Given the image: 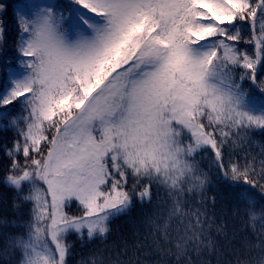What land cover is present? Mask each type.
Wrapping results in <instances>:
<instances>
[{
    "label": "snow or ice",
    "instance_id": "snow-or-ice-1",
    "mask_svg": "<svg viewBox=\"0 0 264 264\" xmlns=\"http://www.w3.org/2000/svg\"><path fill=\"white\" fill-rule=\"evenodd\" d=\"M33 9H14L18 67L4 66L10 84L0 90V118L17 105L27 112L23 143L8 152L26 163L13 160L6 177L21 192L26 182L33 204L28 238L15 241L26 264H66V234L103 237L135 199L151 201L153 186L173 199L169 219L183 222L181 197L203 198L211 182L196 159L209 149L238 202L264 191V159L257 172L254 157L226 151L264 129V0H43ZM4 32L0 22V47ZM73 201L80 215L66 211ZM193 215L177 228L178 254L204 245ZM163 232L171 238L167 223Z\"/></svg>",
    "mask_w": 264,
    "mask_h": 264
},
{
    "label": "trees",
    "instance_id": "trees-1",
    "mask_svg": "<svg viewBox=\"0 0 264 264\" xmlns=\"http://www.w3.org/2000/svg\"><path fill=\"white\" fill-rule=\"evenodd\" d=\"M42 1L0 0V5L10 6L6 8L5 14H0L6 41L0 47V68L4 69L0 71V90H8L10 84L9 71L4 66L10 65L13 69L18 67L15 60L18 55L15 50L18 27L14 9L30 15L33 6ZM243 31L248 32L246 24ZM26 115L23 105H17L9 117L0 118V221L6 224L4 233H25L24 225L32 218L33 204L23 199L28 194L26 182L22 184L24 191L21 192L6 180L13 172V160L22 166L26 163L22 152L15 157L8 155L10 150H14L17 141L23 143L18 128L26 127L22 119ZM13 118L17 121L16 126L9 122ZM262 149L264 129H253L248 142L240 147L226 146V151L234 154V160L243 162L247 158L251 161L254 157L257 172L260 171V160L264 159ZM212 155L209 149L207 153L201 152L196 157L211 182L203 198L200 193L193 192H185L181 197L182 210L188 214L183 217V222L178 216L169 219L173 199L163 187L157 189L153 186L151 201L135 199L128 211L111 218L109 231L103 237L89 239L86 233L81 237L74 231L69 232L65 236L66 243L70 245L66 264H93V261L97 264L100 261L103 264H187L188 260L192 264H259L264 258V245L261 243L264 240V191L256 188L254 194H246L238 202L235 195H229V185L233 182L224 181L218 174ZM237 183L243 184V181ZM244 187L251 188L250 185ZM73 208L77 211L72 212ZM79 208V203L73 201L66 209L72 215H80ZM197 211L203 221L199 227L205 230L204 245L198 252L189 246L185 254H178L175 247L177 228L183 230L189 222L194 225L193 214ZM165 223L168 224L171 237L168 240L164 239ZM0 239L3 237L0 236ZM209 241L211 247L208 246Z\"/></svg>",
    "mask_w": 264,
    "mask_h": 264
},
{
    "label": "clouds",
    "instance_id": "clouds-1",
    "mask_svg": "<svg viewBox=\"0 0 264 264\" xmlns=\"http://www.w3.org/2000/svg\"><path fill=\"white\" fill-rule=\"evenodd\" d=\"M26 225H24L26 230L23 234L4 233L3 229L6 224L0 221V236L3 237V239H0V264H26L25 250L15 243L17 239L28 238L29 229ZM259 264H264V258L259 261Z\"/></svg>",
    "mask_w": 264,
    "mask_h": 264
},
{
    "label": "rangeland",
    "instance_id": "rangeland-1",
    "mask_svg": "<svg viewBox=\"0 0 264 264\" xmlns=\"http://www.w3.org/2000/svg\"><path fill=\"white\" fill-rule=\"evenodd\" d=\"M42 2H43V1H42ZM77 202H78V201H77ZM66 211L68 212L67 209H66ZM76 211H77V209H75V208L72 209V212H76ZM69 214H72V213L69 212ZM66 235H67V234H66Z\"/></svg>",
    "mask_w": 264,
    "mask_h": 264
}]
</instances>
